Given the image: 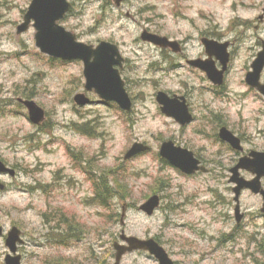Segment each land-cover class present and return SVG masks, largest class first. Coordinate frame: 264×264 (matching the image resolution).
Returning a JSON list of instances; mask_svg holds the SVG:
<instances>
[{
	"label": "rangeland",
	"instance_id": "rangeland-1",
	"mask_svg": "<svg viewBox=\"0 0 264 264\" xmlns=\"http://www.w3.org/2000/svg\"><path fill=\"white\" fill-rule=\"evenodd\" d=\"M31 1L6 0L5 6V11L16 17L13 21L16 35L23 38L31 32L30 39L32 41L30 48L24 47L16 53V59L22 62L17 69V76L23 80V84L20 85L23 95L15 96V101L27 109L18 101V98L33 99L45 110V118L41 124H34L29 118L27 109L26 126L22 130L17 129V131L20 132L22 139L26 140L27 138L30 148L37 145V140L40 141L41 146L36 151L39 153V161L43 164V180L47 185H50L51 191L49 190L46 194L40 193L39 196L30 195L27 200L15 197L11 203L20 209H29V206L35 208L37 214L31 216L30 219L34 223L42 222L45 226L50 225L51 229L56 230L52 242L34 254L42 261V264H101L110 259L114 260L116 255L114 242L120 241L119 238L123 230L128 235H135L140 238H157L177 264H186L188 255L192 253H198L201 261L206 257H212V264H242L243 259L250 255L245 251L248 246L255 247L260 255L264 256V231H262L264 230V216L260 214V209L263 206L262 196L249 190L242 192L240 203L242 211L246 212V216L240 225H237L235 193L232 190L233 183H230L229 180L232 175L230 169L239 162L240 153L216 136L217 128L212 130L213 125L219 127L223 124L240 135L244 133L246 137L248 133L245 129L252 128V125H242L239 121L233 122L227 116H223L222 103H216L224 93L227 78L230 75L229 70L236 54V45L243 39L242 34L234 42L222 39L221 34L217 33L215 29H209L200 38L201 43L202 37H211L220 42L229 41L230 66L222 88L216 87L204 73L208 87L201 89L199 94L191 98L186 95L191 103L195 121L191 125H181V127L196 126L199 119L196 112L203 107L206 111L204 123L210 129L209 135L214 136L227 150L233 152L234 159L226 166L228 174L226 179L230 185V188L226 189L228 195H224L214 188H208L207 191L213 193L215 199L197 205L193 197L189 195V190L196 187L192 182L198 175H206L208 172H199L193 176L174 168L175 175L171 180V185L157 182L148 175L142 174V169L136 170L137 164L142 162L141 158L148 155L151 150L131 159H125L124 156L128 149L138 140L116 147L109 139L118 127L116 121H120L129 128H134L137 121L133 117L139 111L137 105L144 106L149 99L159 105L157 101L158 92L162 90L168 93L167 90L157 86L158 80L151 77L176 71L178 66L171 55L173 53L154 47L152 44L144 42L140 37L143 30L147 28L170 39L182 41L187 39L185 35L178 32H166L158 26L157 21L163 19V15L156 13L154 16L153 13L158 5H166L168 0H155L154 3L147 4L144 3V0H124L121 6H117L114 0H82V2L73 0L70 11L60 20V24L77 34L78 39L85 43L97 45L102 40H108L120 47L126 59L120 70L125 81V87L133 100L131 111L121 109L114 101H105L94 90H86L84 64L81 60L65 61L41 52L36 45L37 30L33 25H30L28 30L18 33V26L24 22V16ZM137 5L143 6L138 7ZM235 7L236 3H233L232 8L235 9ZM81 13L91 21L85 36H81L69 24L70 16ZM207 13L208 9L205 7L200 10L199 15L203 18ZM261 14L263 12L258 13L255 18L259 20ZM176 15L179 16L181 13L177 10ZM2 16L3 13H0V17ZM219 23L230 24L232 21L221 19ZM9 26L8 20L0 19V35ZM183 31L187 32L188 28L185 27ZM21 43H24L23 39ZM144 45L159 49L162 60L160 62L154 61L150 50L142 52L141 46ZM261 47L262 44L259 45V49ZM257 53L252 56L244 69V80ZM164 61H167V68L162 67ZM25 69L30 74H27ZM262 81L264 82V72ZM38 89L43 90L46 99H40L37 95ZM79 92L86 93L91 99V103L78 105L74 97ZM205 92L214 99L211 101L206 99L203 94ZM252 92L256 93L257 91ZM68 99L73 105V114L76 117L75 120L71 121V131L74 135L52 137L47 141L42 140V136L48 135V129L54 123L49 119L54 111V106L62 104ZM11 104L12 99L3 97V88L0 87V122L18 115ZM211 104H215V108H212ZM161 115L165 119L178 123L162 112ZM33 129H36L40 136H37V132H34ZM3 134L4 129L0 123V135ZM194 135H198V132H194ZM257 135L264 136V128L258 129ZM33 137L36 139L34 140ZM157 138L160 141L159 151L162 143L166 140H174L177 144L187 146L195 151L193 143H184L170 133H160ZM247 149L259 150L253 147ZM108 153H112L116 160L122 162L119 169L100 163V160ZM161 159L164 158L161 156ZM4 160L9 163L8 160ZM164 162L167 163V160ZM58 171L61 172L58 173ZM241 175L246 179L254 177L251 172L246 170H242ZM68 177L72 178L67 180ZM103 178L107 185L117 191L114 194H118L120 197L118 211L113 210L114 205L110 202V197L108 198V205H102L94 200L96 191L100 190V181ZM137 180L146 182V186L142 190H140L139 185L135 184ZM130 187L137 188V191L130 195ZM170 187L181 188L182 191L178 194L173 193L172 197H169L165 194V190ZM65 190L76 191L79 200L66 199L63 194ZM54 192L56 196H53ZM154 194L161 196V205L153 215H148L141 210L140 206ZM174 199H178L180 203L173 202ZM0 203L3 202L0 201ZM217 208L229 210L217 215L215 212ZM89 209L93 211L90 212ZM123 215L124 223H122ZM218 218L223 221L222 228L215 227ZM0 225L4 227L2 222ZM12 225L7 228L4 227L6 235ZM129 225L133 230H128ZM63 229L66 231H60ZM109 229L114 233L110 242L103 239V235ZM89 239L93 243H86ZM0 241H2L0 256L3 257V264H5V257L9 253L5 236L0 237ZM172 244L179 247L185 254H173L170 249ZM3 249H7V252H4ZM142 259L146 261V264H157L147 253L139 251L130 253L124 261L127 264H141ZM256 264H264V262L257 261Z\"/></svg>",
	"mask_w": 264,
	"mask_h": 264
},
{
	"label": "clouds",
	"instance_id": "clouds-1",
	"mask_svg": "<svg viewBox=\"0 0 264 264\" xmlns=\"http://www.w3.org/2000/svg\"><path fill=\"white\" fill-rule=\"evenodd\" d=\"M59 2L66 7L73 0H59ZM154 2L155 0H144L145 4ZM233 3H236L235 9L232 8ZM5 6L6 0H0V13H3L0 19L8 20L10 25L0 35V87L3 88V97L12 99L11 107L17 111L18 115L0 122L4 129V134L0 135V158L8 160L9 167L15 170L14 175H7L4 174L6 170L3 166H0V188L3 189L0 191V201L3 202L0 203V222L3 223L5 228L11 224L22 225L24 233L22 234L21 255L24 258V264H42V261L34 254L52 242L56 230L51 229L50 225L45 226L42 222L34 223L30 219L31 216L37 214L35 208L20 209L11 203V200L15 197L29 199L31 193H25H28L30 186L34 187L39 183L38 177L33 172V169H36L39 163V153L34 147L30 148V145L22 139L20 132L17 131V129L22 130L26 126L27 109L18 105L15 101V96L23 95L20 89L23 80L17 76V69L22 62L16 59V53L24 47H31V32L23 38L18 37L13 24L16 17L6 12ZM137 6L141 7L143 5ZM205 7L208 9V13L201 18L199 12ZM177 10L181 15H176ZM77 11L79 12V10ZM260 12H264V0H168L166 5H158L153 13L154 16L156 13H162L163 15V19L157 21L158 26L166 32H178L187 37L182 43L181 50L172 54L175 64L178 66L176 71L151 77L158 80L157 86L167 90L169 95L161 96L159 105L151 99L144 106L137 105L139 111L133 117L137 121L136 126L129 128L120 121H116L118 126L116 132L109 137L116 147L130 143L133 140L143 141L144 143L137 144L134 151H148L145 149V144H150V153L141 158L142 162L137 164L136 170L140 171L142 169V174L148 175L157 182L171 185V180L175 175L174 168L183 169L185 172H195L198 164H206L210 171L206 175H198L192 182L196 187L189 190V195L193 197L197 205L215 199L214 194L207 191L208 188H214L218 192L228 195L226 189L230 188V185L226 179L228 175L226 166L234 159V154L227 150L214 136L209 135L210 129L204 123L206 111L203 107L196 112L199 117L196 126L191 128L181 127L182 124L186 125L188 120L192 119L188 115L189 104L184 102V96L187 95L191 98L199 94L201 89L208 87L204 73L194 70L188 62L196 60L198 56H203L204 45L200 42V38L209 29H215L217 33L221 34L222 39L234 42L242 34L243 39L236 45L237 50L229 70L230 75L227 78L224 93L216 103H222L223 116H227L233 122L239 121L242 125H252L251 129H245L248 135L245 137L244 147L258 148L260 151H264V136L257 135L258 129L264 128V95H260V93H264V84L258 83L256 87L259 92L253 93L243 78L246 65L252 56L260 51L259 45L264 44V16H261L259 20L255 18ZM221 19L231 20L232 23L221 24L219 23ZM90 23L91 21L83 13L74 14L69 18L71 28L79 32L81 36L87 34L86 29ZM185 27L188 28L187 32L183 31ZM22 39L23 44L21 43ZM68 39L72 41L74 38L68 36ZM75 46L79 47V45ZM141 48L142 52L150 50L154 61L160 62L162 60L159 49H153L150 45H144ZM112 54L116 57L113 62L119 63V53L113 49ZM96 57L97 54L92 52L88 57L89 63L95 60ZM167 66V61H164L162 67L167 68ZM260 67L264 68V64H261ZM25 72L30 74L27 69H25ZM173 93L178 95H173ZM203 94L209 101L214 99L207 92ZM37 95L41 100L47 98L42 89L37 90ZM172 106H178L182 109L187 119H181L180 123L165 119L161 115L162 111L167 112L170 116L176 115ZM215 106V104H211L212 108H215ZM49 119L54 123L48 129V135L42 136V140L47 141L52 137L74 135L71 131V121L75 120L76 117L73 114V105L70 99L62 104L55 105ZM217 127L213 125L212 130H216ZM33 131L37 132L36 129H33ZM194 132H198V135H194ZM160 133H170L184 143L194 144L196 155L191 152L183 153L191 162L190 167H185L182 163L172 160L166 153L159 152L160 141L157 136ZM37 136H40L39 132H37ZM36 143L37 146H41L39 140ZM166 147L171 148L174 152L180 151L174 145ZM129 155L131 156L132 153ZM161 156H163V160ZM164 160H167V163ZM100 163L119 169L122 162L116 160L112 153H108L100 160ZM203 171L201 169V172ZM43 174V171H41V175ZM135 184L139 185L140 190L146 186V182L143 180H137ZM136 191L137 188L135 187L129 188L130 195ZM181 191V188L170 187L165 190V194L172 197L173 193L178 194ZM63 194L66 199L79 200L76 191L69 192L65 190ZM35 195H40L39 189H36ZM53 196H56L55 192ZM119 201L118 194L110 195V202L114 205L113 210H119ZM173 202L180 203L178 199H174ZM228 210L217 208L215 212L218 215L220 212ZM89 211L93 210L89 209ZM222 226L223 221L218 218L215 227L222 228ZM128 230H133L131 225L128 226ZM60 231H66V229ZM113 236L114 233L109 229L103 235V239L110 242ZM86 243H93V241L89 239ZM0 244H2V241H0ZM105 247H108V245H105ZM170 249L173 254H185L174 244L170 245ZM3 251L7 252V249H3ZM245 251L250 255L243 259L242 264H256L257 261L264 262V256L260 255L255 247L248 246ZM0 264H3L2 256H0ZM9 264H15V261H10ZM141 264H146V261L142 259ZM186 264H212V257H206L201 261L198 253H192L188 255Z\"/></svg>",
	"mask_w": 264,
	"mask_h": 264
},
{
	"label": "water",
	"instance_id": "water-1",
	"mask_svg": "<svg viewBox=\"0 0 264 264\" xmlns=\"http://www.w3.org/2000/svg\"><path fill=\"white\" fill-rule=\"evenodd\" d=\"M114 2L117 6H121L123 0H114ZM71 6L72 3H69L65 7L64 4H60L59 0H32L28 11L24 16V22L18 26V33L28 30L33 22V26L37 30L35 35L36 45L41 52L46 53L51 57L67 61L77 59L82 60L84 63V75L86 78L85 88L88 91L94 90L106 101L116 102L125 111H131L133 108V100L125 87V81L121 76L120 70L116 66H122L124 61L119 46L116 43L106 40L101 41L97 46L78 40L77 34L68 30L59 22L70 11ZM261 16H264V12L260 17ZM68 36H71L74 39L69 41ZM141 38L144 41L153 43L162 48L170 47L175 52L181 50V43L178 40H173L167 36L153 33L148 30L142 32ZM202 43L206 48L207 54L210 57L215 55L222 64V68L219 69L216 66L215 61L211 58L206 60L196 59L189 61V63L204 70L214 84L223 85L225 81V72L228 69L230 61V42H220L213 38L204 37L202 38ZM75 45H79V47H76ZM113 49L119 53V63L113 62L114 59H116L112 54ZM92 52H95L97 57L89 63L88 57ZM262 57H264V44H262V49L258 52L256 58L252 62V70L248 72L246 77L247 82L255 87L258 83L264 84L260 82L261 73L264 69L260 67L261 64H264V58ZM166 95L169 94L162 90L159 91L157 94L158 103H160V97ZM74 99L79 105H86L91 102V99L85 93H78ZM20 100L24 102L28 108L30 120L35 124H40L45 118V110L34 100ZM184 102L187 104L185 97ZM172 108L176 115L170 116L167 112H162L169 117L175 118L179 123L181 119H187L183 110L178 106H172ZM188 115L193 119L190 109ZM192 119L188 120L187 124L190 123ZM220 137L222 140L228 142L234 149L242 150L243 147L240 138H238L226 126L221 128ZM138 143L144 142H134L126 152L124 156L125 159H131L138 154L146 152L134 151ZM168 145H174L175 148L180 151L174 152L171 148L166 147ZM145 149L149 151L151 149L150 145L145 144ZM185 152H191L195 155L193 151L182 145H177L173 140L164 141L160 148V153H166L172 160L182 163L185 167H190L191 162L183 155ZM130 153H132L131 156L129 155ZM0 166H3L6 171L14 174V170L8 167L3 161H0ZM201 169L204 170L203 172H208V168L202 163L197 165L195 172H185L183 169L180 170L185 174L191 175L201 171ZM242 169L254 173L255 177L251 180L246 179L241 175ZM231 172L232 176L230 181L235 183L233 190L235 192L234 199L236 201V220L238 223H241L244 213L241 211L240 196L245 188L250 189L256 194H262L263 207L261 210L264 212V189L262 188L261 182V179L264 177V152L252 151L250 155L241 157L239 162L231 168ZM160 204V195L154 194L144 202L140 208L148 215H153ZM122 223H124V215L122 217ZM4 235V228L0 226V237ZM120 238L124 242L121 243L116 241L114 243V248L116 249V262L114 264H119L123 255L127 252L139 249L149 251L159 260L160 264H175L167 250L154 238L144 239L135 235H128L125 230L122 232ZM5 243L10 251L5 257V264H9L10 261H15V264H23L22 256L18 254V244L23 243V240L21 230L17 226H14L8 232Z\"/></svg>",
	"mask_w": 264,
	"mask_h": 264
},
{
	"label": "flooded vegetation",
	"instance_id": "flooded-vegetation-1",
	"mask_svg": "<svg viewBox=\"0 0 264 264\" xmlns=\"http://www.w3.org/2000/svg\"><path fill=\"white\" fill-rule=\"evenodd\" d=\"M147 29V28H146ZM148 31H150L149 29H147ZM152 32V31H151ZM153 33H156V32H153ZM158 34V33H157ZM202 38H204V37H202ZM201 41H202V39H201ZM179 42L181 43V48H182V43L184 42V41H182V40H179ZM148 43V42H147ZM149 44H151V43H149ZM153 45V44H152ZM154 47H157V48H159V49H165L166 51H172V53L173 54H175V53H178V52H175V51H173L172 50V48H170V47H168V48H161V47H159V46H156V45H153ZM205 47V46H204ZM230 50V49H229ZM261 50V49H260ZM120 51H121V49H120ZM121 54H122V52H121ZM258 54V53H257ZM172 55V54H171ZM122 56L124 57V55L122 54ZM173 56V55H172ZM204 57H207L206 59H213L214 61H215V63H216V66L219 68V69H221L222 68V64L220 63V61L217 59V57L214 55V56H212V57H210L208 54H207V51H206V48H205V53L203 54V56H198L197 57V59H203V60H206ZM126 61V59H125V57H124V61H123V64H122V66H119V65H116L118 68H119V70H120V68H122L123 67V65H124V62ZM230 61H231V52H230ZM230 61H229V65H228V69H227V71L225 72V80H226V74H227V72H228V70H229V66H230ZM189 63V62H188ZM190 64V63H189ZM191 65V64H190ZM193 68H194V70H196V71H201V72H203V73H205L206 74V76H207V73L204 71V70H202L201 68H199V67H196V66H194V65H191ZM252 70V64H251V68H250V70L248 71V72H250ZM248 72H247V74H248ZM263 72H264V69H263V71H262V73H261V77H260V82L261 83H264L263 81H262V75H263ZM120 73H121V70H120ZM247 74H246V76H245V80H244V82L245 83H247L248 84V86H249V88H250V90L251 91H257V92H259V90H258V88H256L255 86H252V85H250L248 82H247V80H246V77H247ZM122 76V75H121ZM214 84V83H213ZM224 84H225V82L223 83V85H216V84H214L216 87H219V88H222L223 86H224ZM256 92V93H257ZM174 95H178V94H174ZM260 95H264L263 93H260ZM185 97V99L187 100V104H189V109H190V112L192 113V115H193V119H192V121L190 122V123H188V124H186V125H182V126H187V125H191L194 121H195V115H194V113L192 112V109H191V103L189 102V100H188V97L185 95L184 96ZM22 97H20V98H18V101L20 102V103H22L25 107H26V105L24 104V102H22L20 99H21ZM24 100H31V99H29L28 97H24L23 98ZM174 119V118H173ZM224 126H226L229 130H231L238 138H240V141H241V145H242V150H237V149H234L228 142H226V141H224V140H222L221 139V137H220V130H221V128L222 127H224ZM37 128H40V127H37ZM217 129H218V132H217V134H216V136L221 140V141H224L225 143H227V145H229L233 150H235V151H237L238 153H240V158L241 157H244V156H248V155H250V153L252 152V151H258V152H264V151H260V150H255V149H251V150H249V149H247V148H245L244 147V140H245V136H244V133H242L241 135L238 133V132H236V131H234V130H232V129H230L227 125H219V127H217ZM33 139L35 140L36 138H34L33 137ZM28 144H29V142H28V140H27V138H26V140H25ZM176 143V142H175ZM177 144V143H176ZM179 145V144H178ZM34 148H35V150H37V149H39L40 148V146H37V145H34L33 146ZM186 148H188L189 150H191V151H193L194 152V154L196 155L197 153H196V151H194V150H192V148H189V147H187L186 146ZM240 160V159H239ZM0 161H3L8 167H9V163L7 162V161H5L4 159H1L0 158ZM203 165H205V166H207L206 164H204V163H202ZM42 166V167H41ZM11 168V167H10ZM13 169V168H12ZM14 170V169H13ZM61 170V169H60ZM231 170V169H230ZM15 171V170H14ZM41 171H43V164L39 161V163L37 164V168L36 169H33V172H34V174L38 177V179H39V183L37 184V185H35L34 187H31L30 186V188H29V190H28V193L27 194H29V193H31V195H34L35 194V191H36V189H39V191H40V193L41 194H46L49 190L51 191V187H50V185H47V183L43 180V176L41 175ZM210 171V169H208V172ZM247 171V170H246ZM61 171H58V173H60ZM199 172H201V171H198V172H196V173H194V174H191V175H193V176H195L197 173H199ZM250 172V171H249ZM252 173V172H251ZM4 174H7V175H14V174H12L11 172H9V171H6ZM253 174V173H252ZM254 175V174H253ZM232 176V175H231ZM255 176V175H254ZM70 178H72V177H68L67 178V180L68 179H70ZM254 177H252V178H250V179H248V180H251V179H253ZM230 179H231V177H230ZM263 179H264V177L261 179V182H262V188L264 189V184H263ZM229 182L230 183H233V182H231L230 180H229ZM234 186H235V183H233V186H232V190H233V188H234ZM3 189L2 188H0V191H2ZM244 190H249V191H251L250 189H244ZM243 190V191H244ZM234 191V190H233ZM242 191V192H243ZM252 192V191H251ZM254 193V192H253ZM254 194H256V193H254ZM256 195H260V196H262V194H256ZM262 199H263V196H262ZM235 207H236V205H235ZM33 207H31V206H29V209H32ZM241 210H242V208H241ZM260 211H261V215L262 216H264V212H262V210L260 209ZM242 213H244V217H243V219L245 218V216H246V212H243L242 211ZM45 215L47 216V213H45ZM63 218V217H62ZM47 219H48V217H47ZM235 219H236V211H235ZM72 222V221H71ZM236 223H237V225H240V223H238L237 222V220H236ZM1 226V225H0ZM14 226H17L20 230H21V236H22V234L24 233V229H23V227L22 226H20V225H17V224H13L12 226H11V229L14 227ZM71 228H74V226H71ZM69 232V231H68ZM4 233H5V230H4ZM8 234V233H7ZM74 233H73V231H72V235H73ZM5 236V239H6V234L4 235ZM3 236V237H4ZM154 239H156L159 243H160V241L157 239V238H154ZM119 240H120V242H123V240L121 239V238H119ZM117 241V240H116ZM115 241V242H116ZM161 244V243H160ZM22 245H23V243H19L18 244V254H20L21 255V248H22ZM162 245V244H161ZM137 251H139V252H144V253H147L148 255H149V257L150 258H152L157 264H160V262H159V260L154 256V255H152L149 251H147V250H143V249H140V250H136V251H133V252H137ZM168 252V251H167ZM130 253H132V252H128V253H126V254H124L123 255V257H122V259L120 260V263L119 264H127V263H125V257L127 256V255H129ZM169 253V252H168ZM170 255V254H169ZM22 256V255H21ZM171 257V256H170ZM172 258V257H171ZM173 259V258H172ZM173 261H174V263L175 264H177L176 263V261L173 259ZM22 262H23V256H22ZM116 262V255H115V258H114V260H112V259H110V260H107V261H104V262H102L101 264H114Z\"/></svg>",
	"mask_w": 264,
	"mask_h": 264
},
{
	"label": "trees",
	"instance_id": "trees-1",
	"mask_svg": "<svg viewBox=\"0 0 264 264\" xmlns=\"http://www.w3.org/2000/svg\"><path fill=\"white\" fill-rule=\"evenodd\" d=\"M88 132V131H87ZM117 192L114 188L110 187L104 181V178L100 181V190L96 191L94 200L100 202L102 205H108V198L111 194Z\"/></svg>",
	"mask_w": 264,
	"mask_h": 264
}]
</instances>
